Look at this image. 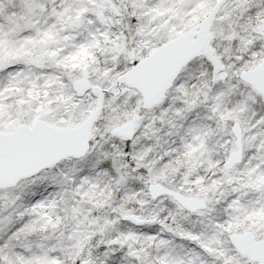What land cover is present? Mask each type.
<instances>
[{
	"label": "snow or ice",
	"instance_id": "obj_1",
	"mask_svg": "<svg viewBox=\"0 0 264 264\" xmlns=\"http://www.w3.org/2000/svg\"><path fill=\"white\" fill-rule=\"evenodd\" d=\"M0 264H264V0H0Z\"/></svg>",
	"mask_w": 264,
	"mask_h": 264
}]
</instances>
